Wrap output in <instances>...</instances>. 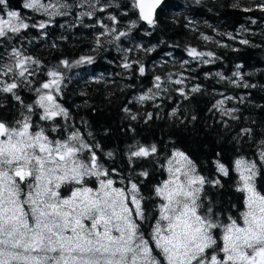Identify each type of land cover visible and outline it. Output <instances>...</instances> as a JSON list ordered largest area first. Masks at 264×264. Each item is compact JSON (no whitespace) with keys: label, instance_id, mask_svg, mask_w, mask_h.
<instances>
[{"label":"snow or ice","instance_id":"snow-or-ice-1","mask_svg":"<svg viewBox=\"0 0 264 264\" xmlns=\"http://www.w3.org/2000/svg\"><path fill=\"white\" fill-rule=\"evenodd\" d=\"M163 2L127 0L128 7L123 8L121 0H23V9L42 17L33 22V17L11 9L9 0H0V264H264V121L244 115V107L264 110V104H255L251 91L237 95L228 91L264 92V84L251 82L254 73L244 72L243 64H236L230 76L222 71L204 73L224 90L209 92L190 83L195 79L190 75L193 64L213 65L222 57L187 43L183 46L187 59L177 60L167 52L168 60L150 68L146 57L159 45L134 43L135 33L143 24V35L153 34ZM229 7L264 16V0H232ZM103 13L101 18L98 14ZM58 18L64 19L59 27L65 30L99 31L93 32L89 53L47 65L28 53L25 33L37 29L47 37ZM86 19L94 23H85ZM184 19L183 27L198 33L205 45L230 47L201 32L191 17ZM172 22L179 24L175 17ZM248 22L255 25L258 20L248 17ZM214 31L240 45L259 47L242 35L250 31L243 25L236 34ZM51 47L57 48V42ZM109 51L118 54L122 70L112 75L132 80L151 74V86L141 88L121 108L128 123L120 131L133 134V142L123 150L127 170L116 163L117 150L105 151L89 122L83 117L77 121L63 103L71 79L67 73L95 64L101 52ZM168 67L171 70L163 74L156 71ZM91 82L116 84L103 74ZM116 87L122 93L135 85ZM24 94H31L30 102ZM206 95L214 98L207 109L214 123L223 133H234L230 140L237 153L230 164L216 153L214 174H204L180 148L162 152L157 142L135 139L134 124L164 119V102L175 96L180 100L167 113L169 121L194 123L198 117L191 102ZM147 104L154 111L138 110ZM246 145L255 150L253 155L244 154ZM140 161L152 162L163 174L148 194L144 187L151 172L137 170ZM225 180L232 181L230 188L239 203L231 197L226 202L217 198Z\"/></svg>","mask_w":264,"mask_h":264},{"label":"trees","instance_id":"trees-1","mask_svg":"<svg viewBox=\"0 0 264 264\" xmlns=\"http://www.w3.org/2000/svg\"><path fill=\"white\" fill-rule=\"evenodd\" d=\"M231 2L232 0H201L200 4H195L193 0H165L157 12L159 27L153 31L151 36H145L143 32L146 30V25H140V30L135 33L134 43H143L146 47L153 44L159 45L156 52L146 57V63L150 68L154 62L158 63L161 60H168L169 57L165 55L167 52H172L177 60L187 59L188 57L183 51V46L186 43L201 49L207 48L216 51L217 55L222 57L221 61L199 68L193 64L192 68L195 71L190 73L191 76L195 77L190 83H199L209 92L213 88L224 90V86L222 84H216L215 79H205L204 73L222 71L225 75L230 76L235 70L236 64H243L244 72L254 73L251 77V82L264 84V16L259 12L245 13L232 9L229 7ZM247 2L248 0H245V3ZM22 3L23 0H9L11 9L19 10L23 15L33 17V22L42 18L39 14L32 13L31 10L23 9ZM121 3L123 8L128 7L127 0H121ZM98 15L103 18L106 13ZM130 16L134 18V15L131 13ZM174 17L179 20V24L172 22ZM185 17H191L197 21L201 32L214 37L215 40H224L230 47L217 48L212 42H208L205 45L199 39L198 33L193 34L183 27ZM248 17L257 19L258 23L255 25L250 24ZM127 19L128 17H122L123 21ZM69 22H71V19H69ZM62 23H64V19L58 18L57 24L47 30V37H42L37 29H29L25 33V47L28 53L39 57L47 65L55 64L59 58L66 57L73 60L82 54L89 53L92 46L93 32L99 31V29L77 27L71 30H65L59 27V24ZM85 23H94V20L90 21L86 19ZM208 25H211V27H208ZM242 25L250 29L249 32L243 33L242 35L251 40L253 44L259 45V47L240 45L237 42L227 40L226 37H222L217 34V31H214L215 29L219 33L232 32L236 34ZM62 35L68 37V39L59 40V37ZM29 40L32 43H27ZM161 40L166 43L160 44ZM53 41L57 42V48L51 47ZM175 44H179L180 47H170ZM233 48H238L239 51H233ZM109 61H115V63H109ZM118 64V54L115 51H109L101 52L93 65L70 70L67 75L71 79L65 89L63 103L72 110L77 121L83 117L89 122L91 131L105 151L117 150L116 163L127 170L128 166L124 158L123 150L128 144L133 142V134L129 133L124 135L120 131L121 126L127 125L128 123L127 120L123 119L121 108L141 88L151 86V74L143 78L122 80L112 75L122 71ZM169 70H171L170 67L164 68L163 70L156 69L158 74H163V72ZM100 74H103L109 80L114 79L116 84L91 82L93 77H98ZM124 84H132L135 87L126 89L122 93L117 91L116 85L123 86ZM228 91L233 95L243 94L244 91H251L254 103L264 104V92L259 89H228ZM81 92H85L86 95H80ZM109 93H115V95L109 96ZM24 95L26 100L30 102L32 99L31 94ZM179 100L180 98L175 96L173 101L164 102L162 113L164 119L153 120L149 125H145L143 121L134 124L137 130L135 139L143 143L157 142L162 152H166L173 147L180 148L196 161L204 174L212 175L214 174L212 161L216 158V153H221L223 161L228 164H230L233 157L237 154L230 140L231 135L234 133H223L221 127L214 123V118L207 111L211 107L214 98L207 95L197 96L191 102L194 114L198 117L194 123H190L187 126L174 125L169 121L167 113L171 108L176 106ZM86 101L87 103H85ZM9 108H11L10 98ZM134 110H137V108L134 107ZM138 110L154 111L150 104ZM2 111H7V109ZM244 115H251L259 121H264V110L259 108L244 107ZM106 129L108 130L107 135H105ZM169 140L174 143H170ZM245 149V155L251 156L255 152L254 149L248 148L247 145ZM101 158L106 163H111L105 157L101 156ZM136 168L137 170L146 168L151 172L149 179L145 181V194H148L152 184L157 183L163 178V174L155 168L152 162H137ZM231 183V180L224 181L225 188L219 193L217 198L222 202H226L231 197L233 203H239L238 194L234 193L230 188ZM261 183L264 184V181Z\"/></svg>","mask_w":264,"mask_h":264},{"label":"water","instance_id":"water-1","mask_svg":"<svg viewBox=\"0 0 264 264\" xmlns=\"http://www.w3.org/2000/svg\"><path fill=\"white\" fill-rule=\"evenodd\" d=\"M164 2H165V0H164ZM164 2H163V4H164ZM163 4H162V5H163ZM162 5H161V7H162ZM161 7H160V8H161ZM158 10H159V9H158ZM157 12H158V11H157Z\"/></svg>","mask_w":264,"mask_h":264}]
</instances>
